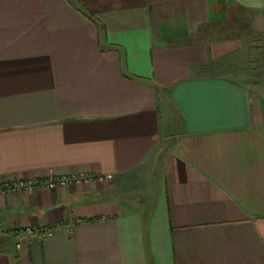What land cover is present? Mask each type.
Wrapping results in <instances>:
<instances>
[{
  "label": "crops",
  "instance_id": "1",
  "mask_svg": "<svg viewBox=\"0 0 264 264\" xmlns=\"http://www.w3.org/2000/svg\"><path fill=\"white\" fill-rule=\"evenodd\" d=\"M50 170L114 179L0 195V264H264V0H0V185Z\"/></svg>",
  "mask_w": 264,
  "mask_h": 264
},
{
  "label": "built area",
  "instance_id": "2",
  "mask_svg": "<svg viewBox=\"0 0 264 264\" xmlns=\"http://www.w3.org/2000/svg\"><path fill=\"white\" fill-rule=\"evenodd\" d=\"M114 179L111 174L104 175H88L84 173L74 175H58L53 170H50L44 178L35 177L28 180L6 181L0 185V195H22L33 193L38 190H59L61 188L76 187L91 183H106ZM19 241L17 249L22 248V243H30L40 237H50L53 235V230L35 229L26 227L19 232Z\"/></svg>",
  "mask_w": 264,
  "mask_h": 264
}]
</instances>
